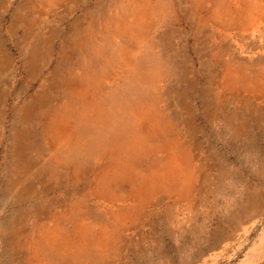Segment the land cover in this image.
<instances>
[{"label": "rangeland", "instance_id": "rangeland-1", "mask_svg": "<svg viewBox=\"0 0 264 264\" xmlns=\"http://www.w3.org/2000/svg\"><path fill=\"white\" fill-rule=\"evenodd\" d=\"M0 264H264V0H0Z\"/></svg>", "mask_w": 264, "mask_h": 264}, {"label": "bare ground", "instance_id": "bare-ground-1", "mask_svg": "<svg viewBox=\"0 0 264 264\" xmlns=\"http://www.w3.org/2000/svg\"><path fill=\"white\" fill-rule=\"evenodd\" d=\"M133 17H135V16H133ZM46 99H47V98H46ZM46 99H45V100H46ZM47 100H48V99H47ZM54 133H57V130H55V132H54ZM54 135H55V134H54ZM45 137H46V136H45Z\"/></svg>", "mask_w": 264, "mask_h": 264}]
</instances>
